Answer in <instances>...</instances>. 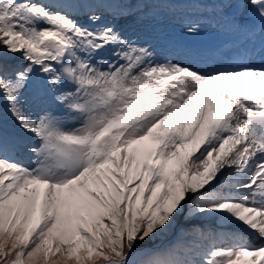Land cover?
Listing matches in <instances>:
<instances>
[{"label":"snow or ice","instance_id":"obj_1","mask_svg":"<svg viewBox=\"0 0 264 264\" xmlns=\"http://www.w3.org/2000/svg\"><path fill=\"white\" fill-rule=\"evenodd\" d=\"M0 264H264V0H0Z\"/></svg>","mask_w":264,"mask_h":264},{"label":"bare ground","instance_id":"obj_2","mask_svg":"<svg viewBox=\"0 0 264 264\" xmlns=\"http://www.w3.org/2000/svg\"><path fill=\"white\" fill-rule=\"evenodd\" d=\"M181 219H182V218H180V219L178 220L177 227H179L180 224H183V220H181ZM168 239H171V237H169Z\"/></svg>","mask_w":264,"mask_h":264},{"label":"rangeland","instance_id":"obj_3","mask_svg":"<svg viewBox=\"0 0 264 264\" xmlns=\"http://www.w3.org/2000/svg\"><path fill=\"white\" fill-rule=\"evenodd\" d=\"M181 220H183V218H182ZM149 245H150V244H149Z\"/></svg>","mask_w":264,"mask_h":264}]
</instances>
